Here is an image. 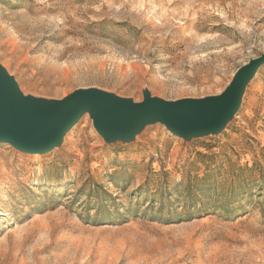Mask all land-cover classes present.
I'll return each mask as SVG.
<instances>
[{"label":"rangeland","instance_id":"374dc122","mask_svg":"<svg viewBox=\"0 0 264 264\" xmlns=\"http://www.w3.org/2000/svg\"><path fill=\"white\" fill-rule=\"evenodd\" d=\"M264 56V0H0L26 97H217ZM0 264H264V67L221 135L160 123L107 143L85 114L51 153L0 144Z\"/></svg>","mask_w":264,"mask_h":264},{"label":"water","instance_id":"95a60500","mask_svg":"<svg viewBox=\"0 0 264 264\" xmlns=\"http://www.w3.org/2000/svg\"><path fill=\"white\" fill-rule=\"evenodd\" d=\"M263 67L264 56L250 61L222 95L205 100L168 101L146 92L144 101L136 103L89 89L44 102L26 97L0 63V144H9L23 154L51 153L85 114L107 143H131L147 125L155 123L185 141L221 135L238 114L248 85Z\"/></svg>","mask_w":264,"mask_h":264}]
</instances>
